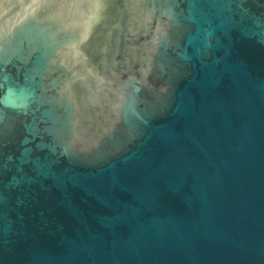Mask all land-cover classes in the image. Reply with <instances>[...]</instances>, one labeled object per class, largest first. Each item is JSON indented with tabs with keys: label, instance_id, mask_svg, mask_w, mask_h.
Wrapping results in <instances>:
<instances>
[{
	"label": "water",
	"instance_id": "1",
	"mask_svg": "<svg viewBox=\"0 0 264 264\" xmlns=\"http://www.w3.org/2000/svg\"><path fill=\"white\" fill-rule=\"evenodd\" d=\"M132 3L0 0V264H264V0Z\"/></svg>",
	"mask_w": 264,
	"mask_h": 264
},
{
	"label": "flooded vegetation",
	"instance_id": "2",
	"mask_svg": "<svg viewBox=\"0 0 264 264\" xmlns=\"http://www.w3.org/2000/svg\"><path fill=\"white\" fill-rule=\"evenodd\" d=\"M133 3L132 0H120L118 2H115L114 0H102V8L99 13V17L96 20V28H100L101 30H104V34H109L110 39L112 34L110 35V28L119 25L120 20L123 16L122 9L125 7L129 14L130 19L129 22L133 24V30H138L139 26L136 24L134 20V13L132 15V12L130 10L132 9ZM119 36L118 39L120 42L124 41V31L119 30ZM127 36V35H126ZM128 38V36H127ZM127 40V39H126ZM143 44V43H142ZM116 48H119L116 46ZM86 51L88 54H93L96 52L94 59H92L94 62H98V60L103 61L104 58H106L105 50L101 49L100 53L94 49L91 44H89V47L86 48ZM144 54V46L141 44H127V47L125 50L117 51V59L120 61L124 56L130 61H135L136 57L138 56L140 59H142V56ZM108 78V77H107ZM76 90L80 91L81 87L77 84Z\"/></svg>",
	"mask_w": 264,
	"mask_h": 264
}]
</instances>
